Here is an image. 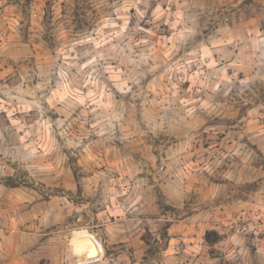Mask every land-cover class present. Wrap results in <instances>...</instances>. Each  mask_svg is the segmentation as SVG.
Returning a JSON list of instances; mask_svg holds the SVG:
<instances>
[{"label": "clouds", "instance_id": "1", "mask_svg": "<svg viewBox=\"0 0 264 264\" xmlns=\"http://www.w3.org/2000/svg\"><path fill=\"white\" fill-rule=\"evenodd\" d=\"M100 3L111 9L102 14L110 31L80 33L46 65L0 83V186L17 177L32 186L37 231L79 217L59 241L52 238L62 248L56 264H82L72 246L82 233L103 250L97 264H264V92L257 87L264 86V11L252 8L260 23L249 34L204 0ZM250 104V122L225 118ZM105 149L119 162L118 177ZM64 171L78 187L42 203ZM225 207L226 223H217L213 214ZM190 213L205 224L198 247L184 254L178 238L169 250L167 228ZM6 231L0 226V264H9L7 248L18 257L22 251Z\"/></svg>", "mask_w": 264, "mask_h": 264}, {"label": "rangeland", "instance_id": "2", "mask_svg": "<svg viewBox=\"0 0 264 264\" xmlns=\"http://www.w3.org/2000/svg\"><path fill=\"white\" fill-rule=\"evenodd\" d=\"M199 2L200 0H192L194 5ZM204 2L210 9H214L215 14L221 19L228 17L227 22L230 27L237 30L247 27L249 34H252L255 30L254 26L260 23L259 16L252 12V8H255L257 12L264 11V0H243V3L240 0H204ZM108 3L111 4L112 0H108ZM106 11H111V9L101 5L100 0H0V48H7L8 51L6 57H0V60L4 61L0 63V83L11 82L14 75H18L26 68L35 69L37 65H46L50 62L51 56L63 51L65 45L80 33L92 31V29L105 33L110 31V28L104 27L102 23V14ZM172 11H176L175 7ZM120 22L117 21V23ZM162 27L166 28V26ZM214 27V25L210 26L206 33L214 31ZM17 28H19L22 39L16 36L14 29ZM260 31H264V26L260 27ZM165 34L170 35L171 33L166 32ZM153 40L156 41V37H153ZM81 50L80 46H77V51ZM74 55L75 53H67L70 62ZM17 56L20 57L19 61L15 59ZM240 75L243 78V74ZM185 87H188L187 83ZM257 87L264 92V86L258 85ZM252 107L251 104L245 105L243 110L236 115L229 110V115L225 118H234L237 122L248 119L250 122ZM76 127L73 125V131ZM226 134V132L219 134V139L216 141L217 147L224 142ZM20 136L23 140V133H20ZM204 147L207 148L209 145L205 144ZM104 156L108 166L117 169L115 174L118 177L120 175L118 160L109 158L107 149L104 151ZM50 167H55V164H50ZM76 179L78 177L74 178L70 171H64L62 175L55 176L51 185L55 194L46 189L41 196V202L49 206L56 203L58 197L64 192H72L78 187ZM31 188V185L25 184L19 177L16 180L9 178L3 186H0V226L6 225L7 227L5 235L9 245L14 243L22 250L18 257L13 248L6 249L9 264H22V257L25 255L30 258V264H35V261L41 258H45L48 264H56L57 258L62 256V248L52 238L55 237L56 241H59L61 234L69 227L78 225L80 220L76 216L67 224L55 227L54 230L37 231L35 226L40 223L36 216L38 204L30 199L29 189ZM82 192L83 189L80 188V193ZM26 196L29 197L28 200L24 199ZM85 202L81 198L77 204ZM229 214L226 207L217 209L213 214V219L217 223L224 224L226 223L225 217ZM109 215L115 220L111 212ZM100 216L101 213L97 212L95 216L97 221ZM18 217L19 222H17ZM198 219L197 214L190 213L189 217H178L175 223L170 224L166 232L169 250L177 243L178 238L184 244V254L198 247L200 234L205 227V224L199 223ZM105 232L110 233L111 228H106ZM85 234L88 235L82 233L72 239L74 249L77 248L78 241L86 236ZM88 236L93 241L92 236ZM208 237L210 240H207ZM156 239L159 241L158 236ZM204 239L211 243L214 240V234L206 231ZM103 243L112 245L114 241L105 235ZM135 243L141 244L139 237ZM94 244L99 255L102 256L103 250L99 242H94ZM80 250L82 264H97L98 255L87 256L82 249Z\"/></svg>", "mask_w": 264, "mask_h": 264}, {"label": "bare ground", "instance_id": "3", "mask_svg": "<svg viewBox=\"0 0 264 264\" xmlns=\"http://www.w3.org/2000/svg\"><path fill=\"white\" fill-rule=\"evenodd\" d=\"M86 235V234H85ZM77 251L81 252L80 249L85 253V255L90 256V255H97L98 250L96 248V245L92 241V239L86 235L84 236L81 241H78L77 243Z\"/></svg>", "mask_w": 264, "mask_h": 264}, {"label": "trees", "instance_id": "4", "mask_svg": "<svg viewBox=\"0 0 264 264\" xmlns=\"http://www.w3.org/2000/svg\"><path fill=\"white\" fill-rule=\"evenodd\" d=\"M207 240H210V239H209V237H208V239H207Z\"/></svg>", "mask_w": 264, "mask_h": 264}]
</instances>
